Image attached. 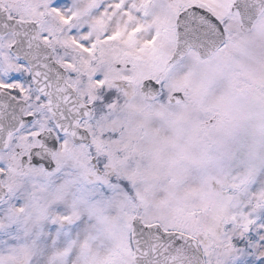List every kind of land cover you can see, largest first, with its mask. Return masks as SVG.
Returning a JSON list of instances; mask_svg holds the SVG:
<instances>
[{"label":"snow or ice","instance_id":"6c2138e0","mask_svg":"<svg viewBox=\"0 0 264 264\" xmlns=\"http://www.w3.org/2000/svg\"><path fill=\"white\" fill-rule=\"evenodd\" d=\"M0 264H264V0H0Z\"/></svg>","mask_w":264,"mask_h":264}]
</instances>
